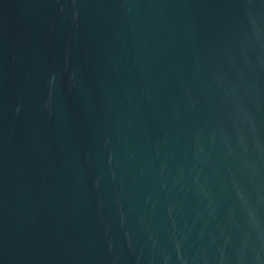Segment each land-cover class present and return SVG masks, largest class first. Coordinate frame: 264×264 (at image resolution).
<instances>
[{
    "label": "water",
    "instance_id": "water-1",
    "mask_svg": "<svg viewBox=\"0 0 264 264\" xmlns=\"http://www.w3.org/2000/svg\"><path fill=\"white\" fill-rule=\"evenodd\" d=\"M0 264H264V0H0Z\"/></svg>",
    "mask_w": 264,
    "mask_h": 264
}]
</instances>
